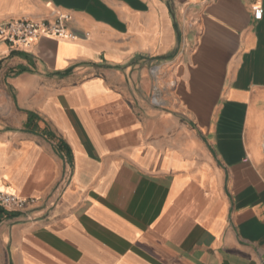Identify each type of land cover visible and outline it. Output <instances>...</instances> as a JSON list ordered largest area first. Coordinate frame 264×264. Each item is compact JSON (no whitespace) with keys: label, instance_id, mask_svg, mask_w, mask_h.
Listing matches in <instances>:
<instances>
[{"label":"crops","instance_id":"crops-1","mask_svg":"<svg viewBox=\"0 0 264 264\" xmlns=\"http://www.w3.org/2000/svg\"><path fill=\"white\" fill-rule=\"evenodd\" d=\"M252 2L0 0L76 35L0 37V188L47 200L0 218V264H264Z\"/></svg>","mask_w":264,"mask_h":264},{"label":"built area","instance_id":"built-area-1","mask_svg":"<svg viewBox=\"0 0 264 264\" xmlns=\"http://www.w3.org/2000/svg\"><path fill=\"white\" fill-rule=\"evenodd\" d=\"M252 10L254 19L261 20L264 14L263 0H253ZM70 19L71 16L68 13L59 11L56 12V18L53 21L48 19L35 21L29 18L10 20L0 24V37L18 48H29L41 36L72 39L76 35L67 28V22ZM151 99L157 105L162 103V94L156 85ZM40 202L46 203L47 200L42 196H22L6 187L0 188V218H7L11 213H26L29 208L35 207Z\"/></svg>","mask_w":264,"mask_h":264},{"label":"bare ground","instance_id":"bare-ground-1","mask_svg":"<svg viewBox=\"0 0 264 264\" xmlns=\"http://www.w3.org/2000/svg\"><path fill=\"white\" fill-rule=\"evenodd\" d=\"M158 75V74H157Z\"/></svg>","mask_w":264,"mask_h":264}]
</instances>
